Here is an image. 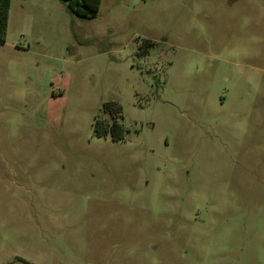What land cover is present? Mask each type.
<instances>
[{"label": "rangeland", "instance_id": "1", "mask_svg": "<svg viewBox=\"0 0 264 264\" xmlns=\"http://www.w3.org/2000/svg\"><path fill=\"white\" fill-rule=\"evenodd\" d=\"M119 108L120 140L93 132ZM264 264V0H11L0 264Z\"/></svg>", "mask_w": 264, "mask_h": 264}, {"label": "trees", "instance_id": "2", "mask_svg": "<svg viewBox=\"0 0 264 264\" xmlns=\"http://www.w3.org/2000/svg\"><path fill=\"white\" fill-rule=\"evenodd\" d=\"M11 0H0V41L5 40L7 30V19ZM66 8L75 16L81 18H93L97 15L101 0H61ZM109 105H104L103 112L109 110ZM119 108L110 110V118H95L93 132L97 136L109 135L113 140L124 137L125 129L123 123L118 119Z\"/></svg>", "mask_w": 264, "mask_h": 264}, {"label": "water", "instance_id": "3", "mask_svg": "<svg viewBox=\"0 0 264 264\" xmlns=\"http://www.w3.org/2000/svg\"><path fill=\"white\" fill-rule=\"evenodd\" d=\"M234 1H236V0H228V4L231 5ZM8 264H10V263H8Z\"/></svg>", "mask_w": 264, "mask_h": 264}]
</instances>
